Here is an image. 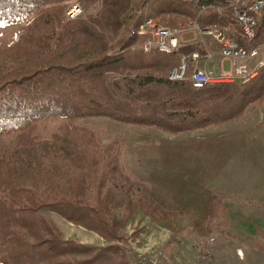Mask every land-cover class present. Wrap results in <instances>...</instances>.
<instances>
[{
	"label": "trees",
	"instance_id": "trees-1",
	"mask_svg": "<svg viewBox=\"0 0 264 264\" xmlns=\"http://www.w3.org/2000/svg\"><path fill=\"white\" fill-rule=\"evenodd\" d=\"M66 1L72 3L0 0V25L27 21L23 32L0 48V135L13 136L0 147V264L129 263L116 244L95 248L64 241L40 213L43 207L55 208L69 221L106 240L120 239L118 223L109 212L113 197L108 192L101 195L100 186L96 196L90 192L87 197L78 192L60 196L62 191L74 189V178L66 177L56 165L58 151L72 163L82 155L83 167L94 166L101 179L116 180L113 178L123 177L122 167L108 154L111 144L100 148L93 137L84 139L68 126L59 143L41 146L34 138L41 120L103 113L125 123L178 132L228 119L263 93L264 65L254 79L243 84L223 81L195 88L187 79L170 80L169 69L178 64L179 54L188 53L193 46L181 47L176 53L155 48L143 51L139 46L144 37L134 32L147 18L173 28L192 21L200 26L212 22L251 48L264 42L262 16L256 21L255 36L245 41L230 8L199 12L191 0H101L99 11L67 19ZM93 1L73 0L83 8ZM97 152L101 153L98 157ZM123 183L113 184V188L127 198L124 204L130 210L132 183ZM78 188L84 190L88 185L82 180ZM218 205L212 202L203 223L218 213ZM74 253L83 259H76Z\"/></svg>",
	"mask_w": 264,
	"mask_h": 264
},
{
	"label": "rangeland",
	"instance_id": "rangeland-1",
	"mask_svg": "<svg viewBox=\"0 0 264 264\" xmlns=\"http://www.w3.org/2000/svg\"><path fill=\"white\" fill-rule=\"evenodd\" d=\"M98 2L95 0L83 8L84 12L77 18L99 11ZM72 3L75 2L72 0ZM72 3L65 2L66 18ZM259 18L257 16L256 20ZM26 23L0 25V48L23 32ZM188 24L174 27L184 28L181 32L184 40H190L193 33L199 36ZM213 42L204 36L201 47L193 44L188 53H183H199L198 58L189 62V73L199 68L219 76L222 70L201 67L205 60L212 58V48L219 52ZM257 46L264 49V42ZM47 55L42 54V57ZM249 61L256 73L247 80L235 77L232 81L243 84L259 74L264 64L258 66L256 60ZM228 64L227 67V62L224 63V71L230 68L229 60ZM65 128L81 134L84 139L93 137L100 148L111 144L108 154L115 156L122 167L120 174L127 179H101V173H96L94 166H82L85 161L82 155L79 161L75 157L72 163L67 155L58 151L56 165L66 177L74 178L76 189L64 190L60 196H72L76 192L84 193V197L89 196L88 192L96 196L100 186L101 195L108 192V197L114 199L109 212L118 223L120 238L106 240L97 232L69 221L55 208H41L40 213L61 239L95 248L116 244L123 248L128 264L136 259H140L138 264H151V261H159L160 253L165 255L168 264H264V87L258 99L232 117L194 129L169 132L153 125L125 123L103 113L72 118L60 115L38 123L35 142L38 139L41 146L55 145L63 138ZM12 139L11 135H0V147L1 142ZM100 154L97 152V157ZM82 180L88 185L84 190L78 188ZM123 181L132 183L130 210L124 204L127 198L113 188V184L123 185ZM62 186L65 185L62 183ZM117 200L124 205H114ZM213 201L219 204L218 213L210 219L209 230L210 222L203 221L209 217ZM74 255L78 260L83 259L78 253Z\"/></svg>",
	"mask_w": 264,
	"mask_h": 264
},
{
	"label": "built area",
	"instance_id": "built-area-1",
	"mask_svg": "<svg viewBox=\"0 0 264 264\" xmlns=\"http://www.w3.org/2000/svg\"><path fill=\"white\" fill-rule=\"evenodd\" d=\"M199 6V12H203L210 8L224 10L230 8L231 16L239 23V35L244 40H251L255 36V26L257 16L264 18V0H191ZM100 7L101 0L97 3ZM84 12L83 7L78 3H72L67 10V19H75ZM190 28H194L200 36H206L212 39L219 48L220 55L230 61L229 70H222L219 76H213L211 73L199 68H194L186 75L189 62L199 57L197 51L190 54H179V62L172 67L168 78L170 80L187 79L195 88L203 87L206 84L217 81L234 80L240 77L247 80L252 77L256 70L251 68L247 63L249 60H256L257 65L264 64V49L259 46L247 48L237 39L228 36L215 23H209L200 26L196 21L190 23ZM184 28H170L158 24L154 19L147 18L135 28L136 35L144 37V41L140 44L143 51L155 48L161 52L172 53L180 47V34ZM257 59L259 61H257ZM159 261H151V264H168L163 254ZM140 259L134 260L133 264H138Z\"/></svg>",
	"mask_w": 264,
	"mask_h": 264
},
{
	"label": "crops",
	"instance_id": "crops-1",
	"mask_svg": "<svg viewBox=\"0 0 264 264\" xmlns=\"http://www.w3.org/2000/svg\"><path fill=\"white\" fill-rule=\"evenodd\" d=\"M190 33H191V31H189ZM185 34V33H184ZM189 34V33H188ZM181 46H188V45H193V44H199V46H200V43H202V41H203V37L204 36H196L194 33L192 34V37H190L189 39L190 40H184L183 39V37H184V35H183V33L181 34ZM197 37V38H196ZM206 37V36H205ZM197 39H199V40H197ZM214 43V42H213ZM201 47V46H200ZM213 49V51H214V54L212 55V58L210 59H207V60H205L206 62H203V64H202V66L201 67H203V68H205V69H212V70H216V71H218V70H224V63H226L227 62V67L229 66V64H228V60H226V59H224V58H222L221 56H220V54H219V52H218V49L217 48H212ZM211 49V50H212ZM210 62H212V63H210Z\"/></svg>",
	"mask_w": 264,
	"mask_h": 264
}]
</instances>
